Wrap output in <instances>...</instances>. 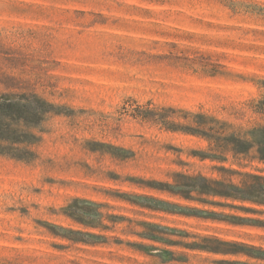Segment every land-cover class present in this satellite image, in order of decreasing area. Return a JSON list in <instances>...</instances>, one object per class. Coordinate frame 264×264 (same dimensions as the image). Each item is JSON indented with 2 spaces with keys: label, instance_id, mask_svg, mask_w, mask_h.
<instances>
[{
  "label": "rangeland",
  "instance_id": "1",
  "mask_svg": "<svg viewBox=\"0 0 264 264\" xmlns=\"http://www.w3.org/2000/svg\"><path fill=\"white\" fill-rule=\"evenodd\" d=\"M263 98L264 0H0V264H264Z\"/></svg>",
  "mask_w": 264,
  "mask_h": 264
},
{
  "label": "trees",
  "instance_id": "2",
  "mask_svg": "<svg viewBox=\"0 0 264 264\" xmlns=\"http://www.w3.org/2000/svg\"><path fill=\"white\" fill-rule=\"evenodd\" d=\"M248 113L251 115V126L247 129L242 127L235 128L232 125L223 123L220 129L222 142L226 146H231L234 150L244 155L250 154L253 149L257 148V156H255V158L264 161V98L259 101H252L247 111L236 112L240 117H244ZM228 130H231L230 134H227ZM225 133L227 135H224ZM155 203L165 210L188 211L169 203Z\"/></svg>",
  "mask_w": 264,
  "mask_h": 264
}]
</instances>
